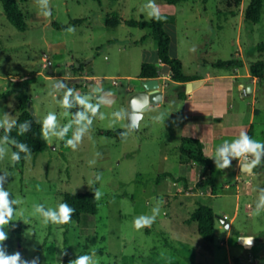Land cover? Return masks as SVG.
<instances>
[{
  "label": "rangeland",
  "instance_id": "rangeland-1",
  "mask_svg": "<svg viewBox=\"0 0 264 264\" xmlns=\"http://www.w3.org/2000/svg\"><path fill=\"white\" fill-rule=\"evenodd\" d=\"M149 2L48 0L44 6L41 0H17L27 23L19 31L0 1V129L19 115L12 87L23 76L30 81L25 92L36 120L42 125L45 116L54 113L57 133L71 124L63 140L51 136L45 151L28 155L18 166L12 161L11 144L0 139V188L12 193L17 204L13 220L4 228L6 253L19 252L22 259H36L37 264H62L65 254L82 251L95 252V264H264V159L261 171L238 180L233 179L231 165L223 170L215 165L211 187L205 184L206 168L178 149L176 119L170 116L175 102L150 112L137 128L128 123L129 90L141 89V62L155 57L156 41L148 29L124 21L151 20ZM154 3L168 21L171 54L181 57L186 74H203L216 61L238 58L241 50L244 57L264 62V51L257 50L264 42V1L259 22L244 20L249 0ZM45 11L51 16L45 17ZM112 13L121 19L116 26L106 24ZM74 19L82 21L72 24ZM69 27L75 31L67 32ZM70 74L84 78L70 81ZM69 89L73 106L65 109L61 101ZM76 96L89 97L93 104L101 97L112 103L101 104L95 117L88 113L92 124L73 151L65 144L82 127L74 120L84 111L75 103ZM258 108L249 138L264 142V100L259 99ZM121 109L126 110L125 119L112 115ZM118 129L123 136L114 134ZM162 173L169 175L158 178ZM237 184L241 197L236 208ZM97 189L103 193L97 213L79 222L46 224L35 212L37 205L56 209L63 193ZM249 200L252 208L246 207ZM199 203L216 214L211 242L198 234L196 222L187 223ZM235 212V220L226 227L220 217L229 221ZM140 216H155V221L136 230L133 221ZM246 237L254 238L250 249Z\"/></svg>",
  "mask_w": 264,
  "mask_h": 264
},
{
  "label": "crops",
  "instance_id": "crops-1",
  "mask_svg": "<svg viewBox=\"0 0 264 264\" xmlns=\"http://www.w3.org/2000/svg\"><path fill=\"white\" fill-rule=\"evenodd\" d=\"M166 24H164L165 30ZM171 51L172 48L170 46V54ZM176 58L181 60V57ZM232 59L241 61V65L224 68L215 67L212 63V69L206 70L203 74L195 73L190 75L183 72L193 78L190 81L201 80V83L196 88L190 92H185L186 82L183 84L171 79L169 69L160 62L156 50L155 57H144L141 63H154L159 69L160 75L156 78L160 89L163 91V100L148 106L144 110L139 123L146 115L149 116L150 112L159 111L166 104L175 102L177 108L170 111V116L176 119L174 121L176 127L173 128L177 132L178 141L176 143L178 144V149H180L183 137L197 138L202 143L204 154L211 159H213L218 148L222 147L225 142L230 144L233 140L239 138L242 131L249 136L255 118L260 113L258 108L259 99L264 100V75L258 78L252 76L249 71L250 64L260 59L244 57L242 50L238 58ZM66 78L70 81H76L84 78V75L70 74ZM249 83L252 85V90L250 93H246L245 87ZM181 85H184V97H179L182 92ZM129 91L134 92L135 89L130 88ZM261 158L264 159V155ZM251 159L249 157V161ZM244 163L246 162L242 160H231L230 170L234 180L243 179L245 176H252L255 172L261 171L262 160L251 172L247 173L241 171V165ZM180 166L181 162H179ZM224 184V187H230L229 184ZM236 187H238L235 189L237 208L239 207L238 200L241 197L240 193H238L240 184H237ZM211 195L214 196L216 194ZM246 207L252 208L251 200L247 202ZM248 213L251 214L250 211ZM236 216L237 212L228 221V227H230Z\"/></svg>",
  "mask_w": 264,
  "mask_h": 264
},
{
  "label": "trees",
  "instance_id": "trees-1",
  "mask_svg": "<svg viewBox=\"0 0 264 264\" xmlns=\"http://www.w3.org/2000/svg\"><path fill=\"white\" fill-rule=\"evenodd\" d=\"M3 6L4 14L6 15L8 21L19 31H24L27 28V23L24 20V14L17 4V0H0ZM99 2L100 0H94ZM168 4H176L180 0H164ZM264 0H249L248 5L244 11V20L250 22H259L261 19V11L263 7ZM82 19H74L71 21L72 24L81 22ZM121 19L116 13H112L110 17L106 19V24L109 26H116L120 23ZM126 24L132 27H138L142 29H148L151 37L156 41V51L157 57L160 62L163 63L170 71L171 79L185 83L193 78L185 75L183 73V66L180 59L172 56L170 54V37L164 28V24L168 21L165 19H160L159 21L155 19L151 20H135L129 19L124 21ZM174 22V20L170 21ZM58 28H64L65 25H55ZM258 51H264V42L257 44ZM241 65V61L234 59L219 60L213 63L215 67L231 68L233 66ZM250 74L252 76L261 78L264 75V62L257 60L252 62L249 67ZM160 75L159 69L154 63L143 62L140 66V72L138 77L142 79L156 78ZM17 80H21L16 86L13 85L16 96L18 98V111L19 115L16 121L12 124L10 130L7 128L0 129V139L11 144L12 154L19 152L12 141L16 143H23L27 146L29 152H19L20 161L18 163L14 162L16 166L22 164L25 158L31 154H39L45 151L48 147L47 141L44 140L41 133V124L34 118L30 112L31 100L25 92V87L29 84V78L27 76L20 77ZM16 82V81H15ZM182 89L179 97H184V85L180 87ZM2 96V95H0ZM28 122L29 130L23 135L19 134V128L21 124ZM123 130L118 129L114 132L116 135H121ZM107 135H111V132H103ZM180 152L185 155L190 161L197 163L200 167H205L208 175L205 180V184L211 187L214 184L213 169L215 167V162L210 157L206 156L203 152L202 143L193 137H183ZM169 175V173H162L158 176L164 177ZM9 193V201H15L14 195ZM62 203H66L68 206L75 209L72 216L71 222H79L82 217L87 215H95L98 211L97 200L94 199L93 192H82V193H63ZM13 208L14 213L17 207L16 203H10ZM14 216V215H13ZM215 216L211 206L199 203L198 206L191 213L190 217L187 219V223L196 222L198 234L206 241H213L215 237ZM18 237L22 233L21 228L17 230ZM80 255H89L87 251L79 252L76 255L65 254L62 258V264H69L70 260H75Z\"/></svg>",
  "mask_w": 264,
  "mask_h": 264
},
{
  "label": "clouds",
  "instance_id": "clouds-1",
  "mask_svg": "<svg viewBox=\"0 0 264 264\" xmlns=\"http://www.w3.org/2000/svg\"><path fill=\"white\" fill-rule=\"evenodd\" d=\"M41 4L46 6L48 4V0H41ZM148 7L152 9V11L149 12V16L159 21L161 19V16L159 9L154 3V0H150ZM43 15L45 17H49L51 16V11H45ZM66 31L71 33L75 31V28L69 27L66 29ZM72 95V89H69L67 92H65L63 100L61 101V105L63 108L67 109L73 106V103L70 100V97H72ZM109 95H114V93H109ZM75 103L80 105L84 109V111L77 112L74 120V123H76L77 125H82V127L78 128L73 137L71 139H68L65 144L66 147H70L73 151L77 150V145L81 142L84 132L87 130V127L92 124V119L89 118L88 113H91V116L95 117L99 112L101 104H111L112 101H105L104 98L101 97L100 101L97 104H93L90 103L89 97L76 96ZM112 115L117 119H125L127 113L125 109H121L120 111L114 112ZM11 126L12 125H9L6 130H10ZM69 127H71V124L66 125L62 131L57 133V117L54 113L50 112L42 121V137L45 141H49L51 136H58L61 140H63V138L67 134ZM28 130L29 124L28 122H25L24 124L20 125L19 134L23 135ZM133 130L135 129L133 128ZM12 143L16 145V147L19 149V152H29L25 144L16 143L15 141H12ZM2 151L3 150L0 149V152ZM19 152H15L12 154L13 162L18 163L20 161ZM262 155H264V142L251 139L246 134V132L242 131L239 135V138L233 140L230 144L225 142L222 147L218 148L215 151L213 159L216 164L217 170L228 169L231 165V160L237 159L246 162L241 165L242 172H251L252 169L260 164ZM249 157L252 158L250 161ZM102 195L103 193L99 189H97L94 192V199L99 200ZM160 202L162 203V201ZM10 203H16V201L10 202L9 193L0 188V264H37L36 259H33L32 261L24 260L22 259L19 252L8 254L3 248L4 242L8 239L4 228L13 220L14 215V210L10 206ZM261 203L262 205H264V196L261 197ZM74 211L75 209L68 206L66 203H60L56 209L48 210H45L43 205L35 206V212L41 214V216L43 217V221L46 224H68L72 219ZM153 211L155 213L158 212L159 209H154ZM154 221L155 216H140L138 218H135V220L133 221V227L136 230H140L142 228L150 227L154 223ZM25 223H27V220H25ZM244 239L246 240V248L250 249L254 245V238L246 237ZM94 256L95 252H93L91 255H80L75 260H70L69 264H95V262H93Z\"/></svg>",
  "mask_w": 264,
  "mask_h": 264
},
{
  "label": "water",
  "instance_id": "water-1",
  "mask_svg": "<svg viewBox=\"0 0 264 264\" xmlns=\"http://www.w3.org/2000/svg\"><path fill=\"white\" fill-rule=\"evenodd\" d=\"M201 83V80L188 81L185 83V92H190ZM141 89L130 94L128 98V123L131 127L137 128L139 121L143 116L144 110L153 104L163 100V91L157 78L140 79ZM252 90L251 83L245 87V92L250 93ZM30 109V108H29ZM33 115V109H30ZM36 119V116L33 115ZM220 220L228 227V221L225 217H220Z\"/></svg>",
  "mask_w": 264,
  "mask_h": 264
}]
</instances>
